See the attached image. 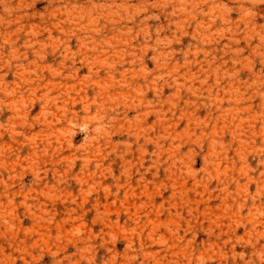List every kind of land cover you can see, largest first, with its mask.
Listing matches in <instances>:
<instances>
[{"label":"rangeland","instance_id":"obj_1","mask_svg":"<svg viewBox=\"0 0 264 264\" xmlns=\"http://www.w3.org/2000/svg\"><path fill=\"white\" fill-rule=\"evenodd\" d=\"M264 4L0 0V264H264Z\"/></svg>","mask_w":264,"mask_h":264},{"label":"clouds","instance_id":"obj_2","mask_svg":"<svg viewBox=\"0 0 264 264\" xmlns=\"http://www.w3.org/2000/svg\"><path fill=\"white\" fill-rule=\"evenodd\" d=\"M251 4L255 5L257 3L264 4V0H250ZM261 260L264 261V255L261 256ZM247 264V262H245Z\"/></svg>","mask_w":264,"mask_h":264}]
</instances>
